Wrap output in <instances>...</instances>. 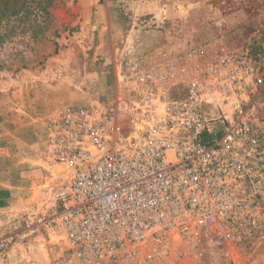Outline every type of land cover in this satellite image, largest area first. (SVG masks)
<instances>
[{
	"label": "built area",
	"instance_id": "2783aa9c",
	"mask_svg": "<svg viewBox=\"0 0 264 264\" xmlns=\"http://www.w3.org/2000/svg\"><path fill=\"white\" fill-rule=\"evenodd\" d=\"M185 45L123 63L113 100L47 127L59 177L24 223L55 237L58 264L264 259L263 80L226 46Z\"/></svg>",
	"mask_w": 264,
	"mask_h": 264
},
{
	"label": "rangeland",
	"instance_id": "374dc122",
	"mask_svg": "<svg viewBox=\"0 0 264 264\" xmlns=\"http://www.w3.org/2000/svg\"><path fill=\"white\" fill-rule=\"evenodd\" d=\"M48 13L45 31L38 28L40 20L29 17L25 28L14 29V36L0 44V102L10 107L7 128H27L23 110L32 109L29 102L34 106L37 94L32 92L26 103L28 85L60 93L30 128L40 136L31 149L40 152L39 163L29 164L26 177L13 176L14 185L0 191V241L7 242L0 264H58L55 237L47 239L24 223L25 216L51 203L59 177V168L45 156L47 127L67 105L106 101L104 93L98 92L101 77L112 85L107 99L113 100L123 63L147 61L163 48H182L190 42L226 46L247 59L263 80L256 101L264 118V0H54ZM19 129L18 139L34 140ZM16 159L0 160V177L17 173L10 169L18 166ZM248 264H264V259Z\"/></svg>",
	"mask_w": 264,
	"mask_h": 264
},
{
	"label": "crops",
	"instance_id": "0c3cea01",
	"mask_svg": "<svg viewBox=\"0 0 264 264\" xmlns=\"http://www.w3.org/2000/svg\"><path fill=\"white\" fill-rule=\"evenodd\" d=\"M93 80V79H92ZM107 83V87L104 86V84ZM98 85V92L102 95H105L107 98L110 97V91L113 93V90L111 89L112 85L106 81V78L101 77L99 81L97 82ZM34 87V88H33ZM42 86H30L28 85L25 88V101L28 103V99L31 100L33 98V93L36 94L35 98V105L32 106V102L30 101V106L32 109L29 110H23L26 114L25 121H26V127L25 129L21 128L19 129L18 126H12V129L7 128L9 126V123L5 119V116L8 118L10 107H4L5 102H0V160L2 159H9L12 162H16V158H19L18 166H11V171H16L17 173L11 174L10 177L8 174L6 176H1L0 179V191H8L11 186L14 185L16 178H13V176L19 175L20 177H26L28 175L27 168L29 167V164L39 163L40 159V152H34L33 146L38 145V141L40 136L38 134H35L34 131L30 128H35V125L33 123L37 121V117L39 116L41 110L43 108L49 107L50 103H52V100L56 99L60 93L59 91L57 93L52 92L49 90V92H46V90L40 89ZM105 87V88H104ZM33 88V89H32ZM24 89V88H23ZM32 90V91H31ZM42 90V92H40ZM110 90V91H109ZM33 92V93H32ZM116 93V92H115ZM28 94V95H27ZM106 98V101L108 99ZM13 109V108H12ZM13 114V113H12ZM16 129V130H14ZM22 131V134H28L29 137H32L33 141H28V138H25L24 140L18 139L17 131ZM10 130H13L10 132ZM10 134V135H9ZM13 136V139L11 138ZM23 136V135H22ZM11 138V139H10ZM23 138V137H22ZM34 142V143H30ZM22 158V159H21ZM30 168V167H29ZM10 178V180L6 181V179ZM5 179V181H4Z\"/></svg>",
	"mask_w": 264,
	"mask_h": 264
},
{
	"label": "trees",
	"instance_id": "16d2710c",
	"mask_svg": "<svg viewBox=\"0 0 264 264\" xmlns=\"http://www.w3.org/2000/svg\"><path fill=\"white\" fill-rule=\"evenodd\" d=\"M53 2L54 0H0V44L14 36V29L25 28L24 21L29 17L40 20L38 28L45 31L48 27V8Z\"/></svg>",
	"mask_w": 264,
	"mask_h": 264
}]
</instances>
